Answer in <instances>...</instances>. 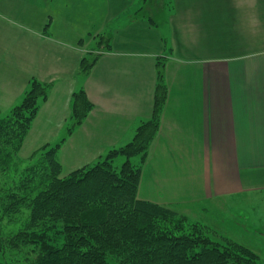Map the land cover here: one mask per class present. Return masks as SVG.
<instances>
[{
    "label": "crops",
    "instance_id": "crops-1",
    "mask_svg": "<svg viewBox=\"0 0 264 264\" xmlns=\"http://www.w3.org/2000/svg\"><path fill=\"white\" fill-rule=\"evenodd\" d=\"M169 1L0 0V9H11V18L0 12V105L6 97L11 109L19 104L33 78L52 84L28 141L61 143L57 158L72 171L132 141L152 116L158 61L167 57V101L138 198L185 209L264 183L255 178L264 175V0H232L225 20L222 0ZM228 22L242 37L239 48L225 43ZM208 27L217 33L209 53L195 46ZM93 55V68L82 74V59ZM82 88L93 109L69 134L72 95Z\"/></svg>",
    "mask_w": 264,
    "mask_h": 264
},
{
    "label": "trees",
    "instance_id": "trees-1",
    "mask_svg": "<svg viewBox=\"0 0 264 264\" xmlns=\"http://www.w3.org/2000/svg\"><path fill=\"white\" fill-rule=\"evenodd\" d=\"M96 59L83 58L80 72L89 74ZM158 62L154 110L132 141L65 177H60L63 166L57 158L61 143L46 146L40 159L32 158L22 169L17 157L52 84L31 79L22 101L0 117V172L11 171V189L0 212L30 211L27 222L0 243L32 247L23 260L0 259V264H264L249 248L212 235L208 226L138 198L142 165L167 99L164 64ZM92 109L84 88L73 93L69 134ZM119 156L125 157L121 167L115 165ZM137 156L140 161L134 163ZM42 170L45 177L39 180L34 174Z\"/></svg>",
    "mask_w": 264,
    "mask_h": 264
},
{
    "label": "rangeland",
    "instance_id": "rangeland-1",
    "mask_svg": "<svg viewBox=\"0 0 264 264\" xmlns=\"http://www.w3.org/2000/svg\"><path fill=\"white\" fill-rule=\"evenodd\" d=\"M24 1H27V0H24ZM158 1L160 2V4L163 3L164 5L163 0L162 2L161 0H158ZM222 1H223V5H221L222 7H220L222 8V11H219V12L222 13L223 19L225 20L231 15V11L229 9L230 6L227 3H232V0H222ZM258 1L260 0H257V2ZM175 3H176L175 0H170L168 5H176ZM48 5H50V3ZM202 6L208 9L209 7H213L214 9L216 5H202ZM180 8H183L182 12L184 13L185 12L192 13V11L193 13H195L191 6H189V9H188V6L184 8L183 5L180 6ZM1 9H0L1 13L11 18V9H8V8L2 9V10ZM28 11L30 10L19 8V12L21 14H27ZM197 12L199 14L204 12V13L211 14L213 16L212 13H214L215 10H204V11L197 10ZM32 13H34V11ZM165 14L167 16V12ZM162 17L163 16H159L158 22L163 27L167 28L166 23L163 21ZM256 20L258 23L259 21L258 18ZM258 25H257V28L260 27L262 30L263 27H261V25L260 26ZM6 26L8 27V29H11V25H6ZM210 28L211 27H208V29L203 28L201 37H199L195 43V46H198L199 49L203 51L205 50L208 53L209 51L211 52L212 49H214L213 41L216 40V37H217L216 31ZM234 29L235 27L232 26L231 23L228 22V26H227V23H225L223 36L227 38H225L224 40H225V43H230L232 42V40H234L233 45L239 48L242 45L241 43L243 42V40L241 39L242 37L241 38L237 37V33L232 32ZM243 36L246 37L245 34H243ZM252 38L254 39L255 43H253ZM256 40H258V38L253 37L252 34L249 36V44L252 48L254 47V44H255V47L260 45V43ZM244 41L247 43V39H245ZM105 44H106L105 40L103 39V37H101V39L97 43V47L96 46L95 47L96 49H99V51H102L104 49ZM92 45H94V43L88 42L86 44V47H89ZM167 60H168L167 57H164V56L160 57V61L161 63L163 62L164 67H165V64L167 63ZM10 110H11V100L8 97H6L3 100H1L0 117L7 115L10 112ZM29 133L25 137L24 144L21 150L17 154L18 159L21 160L22 162V165L20 166L21 168L19 169H22L26 165H29L30 161L34 157H35L34 159H40V155L44 151L47 150L46 146L48 147L55 146L54 143L52 145H50L49 143L42 144L44 142L42 141L43 139H39L35 137L30 138V141H28ZM158 133H159V129H158V132L155 138L151 142V145L155 141ZM151 145L149 147L146 160L142 165V171L146 166L149 153H150V149H151ZM107 154L99 158L97 161L103 160L107 156ZM133 159H134L133 160L134 163H139L138 161H140L139 156L134 157ZM97 161H95V163ZM124 161H125V157L119 156L117 161H115V165L117 167H121ZM67 167L68 166H66V168H62L60 177H65L66 175H68L69 173L73 171V170L71 171V169ZM34 176L40 180L43 177H45V172L43 170L39 171V173L34 174ZM141 176H142V173H141ZM47 177H48V174L46 178ZM261 177H264V175L263 174L258 175V172H257L255 175V178H261ZM243 178L250 179V175H244ZM10 179H11V171L8 174L6 171L0 172V203L4 202V199L7 200V197H6L7 192L11 189ZM257 186L258 187H256V189H251L252 191H249V192L245 191L246 193L244 192L237 196L219 197L217 199H213L205 203H197L194 205H189V207H186L185 209L181 207L172 206L171 204H168V203H164L161 205L171 207L172 209L177 211V213L185 217L190 222L201 223V224L208 226L212 230V235L216 233L215 236L219 239H222L224 242L225 240H227V242L231 241V242L238 243L242 246H245L249 248L250 250H252L254 253H256L261 258V260H264V183H261V185H257ZM38 187H40V185ZM138 190H139V187H138ZM138 190H137V196H138ZM29 212L30 211L26 208H23L18 213H12L11 216H8V215L4 216L3 213L0 212V217H3V219L0 220V239L7 238L8 236L12 235L17 230H19V228H21L24 225V223L27 222ZM11 217H12V221L15 220L16 222L11 223L12 222ZM31 249H32L31 246H25V245H21L18 248H11L9 244L3 242V243H0V259L2 260L3 259L4 260H10V259L23 260L24 257H26L27 252L29 250L31 251Z\"/></svg>",
    "mask_w": 264,
    "mask_h": 264
}]
</instances>
